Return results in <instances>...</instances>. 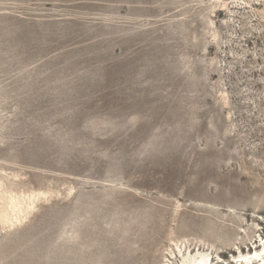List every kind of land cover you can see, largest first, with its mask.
Instances as JSON below:
<instances>
[{
    "label": "rangeland",
    "instance_id": "rangeland-1",
    "mask_svg": "<svg viewBox=\"0 0 264 264\" xmlns=\"http://www.w3.org/2000/svg\"><path fill=\"white\" fill-rule=\"evenodd\" d=\"M263 245L264 0H0V264Z\"/></svg>",
    "mask_w": 264,
    "mask_h": 264
},
{
    "label": "bare ground",
    "instance_id": "bare-ground-1",
    "mask_svg": "<svg viewBox=\"0 0 264 264\" xmlns=\"http://www.w3.org/2000/svg\"><path fill=\"white\" fill-rule=\"evenodd\" d=\"M260 242H262V240H260ZM255 244H257V240L255 241ZM240 260H236V261H240V264H264V245H263V250L262 252H258L255 251L252 254H248L245 257H240ZM210 261V263H209ZM235 261V260H234ZM197 261L195 260H191L190 263H194V264H211L212 260L209 259V257L206 256H202L201 259L198 261V263H196ZM233 263V262H232Z\"/></svg>",
    "mask_w": 264,
    "mask_h": 264
}]
</instances>
